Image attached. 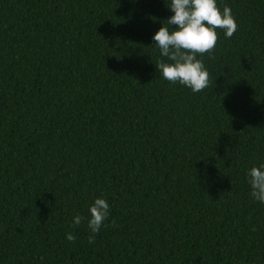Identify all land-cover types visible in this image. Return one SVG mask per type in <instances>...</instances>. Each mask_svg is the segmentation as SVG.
<instances>
[{"label":"trees","instance_id":"16d2710c","mask_svg":"<svg viewBox=\"0 0 264 264\" xmlns=\"http://www.w3.org/2000/svg\"><path fill=\"white\" fill-rule=\"evenodd\" d=\"M217 2L237 30L217 29L193 93L155 68L168 0H0V264H264L246 180L264 163V0Z\"/></svg>","mask_w":264,"mask_h":264},{"label":"clouds","instance_id":"9594fccd","mask_svg":"<svg viewBox=\"0 0 264 264\" xmlns=\"http://www.w3.org/2000/svg\"><path fill=\"white\" fill-rule=\"evenodd\" d=\"M167 10L171 15L153 34V45L158 49L159 58L155 66L160 76L170 83H178L193 93L208 87L209 73L202 59L211 52L218 39L217 29L225 38L237 30L232 10L218 6L217 0H168ZM174 25V30L170 26ZM247 184L252 200L264 204V163H258L247 170ZM88 242H94L110 214L107 199L97 197L88 206ZM84 217H72V225L81 224ZM65 239L72 242L76 237L65 233Z\"/></svg>","mask_w":264,"mask_h":264}]
</instances>
